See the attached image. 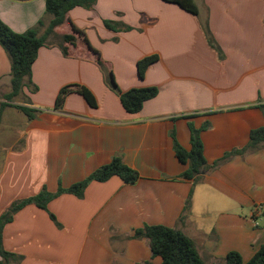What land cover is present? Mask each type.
<instances>
[{
	"label": "crops",
	"instance_id": "1",
	"mask_svg": "<svg viewBox=\"0 0 264 264\" xmlns=\"http://www.w3.org/2000/svg\"><path fill=\"white\" fill-rule=\"evenodd\" d=\"M194 2L197 15L165 0L76 6L39 48L32 66L38 89L25 86L21 94L36 116L28 119L13 106L1 116L0 126L8 111L21 133L0 147V217L13 202L67 188L115 155L139 179L91 181L81 198L63 193L47 209L33 203L19 209L2 231L5 250L22 256L18 264H162L146 238L134 237L137 228L157 224L183 231L207 264L223 263L230 251L246 262L264 244V144L211 168L195 185L181 177L186 165L174 149V139L190 149V125L208 122L201 136L213 164L264 126V0ZM0 17L16 32L36 28L41 36L53 16L45 0H0ZM71 22L101 53L104 68ZM65 34H74L75 44L63 42ZM153 54L158 60L140 78L137 62ZM10 70L0 44V103L10 91ZM110 71L120 91L158 86L159 93L128 113ZM74 83L90 88L98 106L74 92L54 108L60 88Z\"/></svg>",
	"mask_w": 264,
	"mask_h": 264
},
{
	"label": "trees",
	"instance_id": "2",
	"mask_svg": "<svg viewBox=\"0 0 264 264\" xmlns=\"http://www.w3.org/2000/svg\"><path fill=\"white\" fill-rule=\"evenodd\" d=\"M97 0H45V9L52 14V19L45 29L43 35H38L36 28H29L24 32H16L12 30L0 17V44L8 53L11 62V82L10 91L4 95L6 102L0 103V122L4 108L13 106L22 111L28 119H33L36 116L37 109L25 104H13L14 99L22 94L25 86L31 87V91H36L38 87L33 84L32 66L35 62L40 47L47 44L48 37L54 33L55 28L63 24L67 18L69 11L76 7L82 6L91 8ZM179 5L184 10L197 15L198 7L194 0H165ZM42 24V21L39 22ZM72 29L74 33L84 36V32L79 29L73 22ZM104 24L112 30H118L116 22L105 19ZM204 32L207 40L212 48L219 54H222L221 48L213 38L209 28L204 26ZM125 29H130L125 26ZM84 39L89 48L95 53L96 60L101 67H105L101 53L93 48L89 40L84 36ZM76 37L74 34H65L62 36L63 42L75 44ZM64 55H68V48L61 45ZM158 60L156 54L143 57L137 62V73L140 78H143L146 70L150 65ZM27 80V81H26ZM109 83L119 92V99L122 107L128 113H137L143 107L145 101L154 98L159 93L158 86L133 87L126 91H120L113 77L112 71L109 73ZM78 93L83 96L91 107L98 106V100L92 90L85 85L74 83L68 84L60 88L57 93L54 108H61L64 105L65 99L70 93ZM264 108V105L261 108ZM208 122H205L201 127L196 128L190 125V149L184 148L176 139H174V149L179 161L186 165L185 170L181 174L182 178L192 179L193 185L203 180L204 173L211 168L227 161L234 155H240L250 150H256L260 145L264 144V126L252 129L250 132L249 142L242 148L234 149L225 153L221 158L209 164L204 152V144L201 132L207 129ZM174 137V133H173ZM175 138V137H174ZM119 176L126 183H135L139 179V173L128 166L120 155H115L110 162L98 167L90 175L81 181H78L67 188L59 187L56 192H49L46 189L41 190L38 194L13 202L8 209L0 217V264H18L22 256L9 252L3 247V227L6 223L13 219L14 214L22 207L28 204H35L40 208L47 209V204L55 197L63 193H71L81 198L84 195L85 189L91 181H106L112 176ZM192 189L186 200L185 209L190 207ZM53 220L55 216L51 214ZM134 237H144L148 240L152 256H160L162 264H207L199 254L194 241L187 236L183 231L162 224L145 225L137 228L134 232ZM143 264H152L146 261ZM221 264H264V244L256 251L248 261H243L241 254L237 251H230L225 256L224 262Z\"/></svg>",
	"mask_w": 264,
	"mask_h": 264
},
{
	"label": "rangeland",
	"instance_id": "3",
	"mask_svg": "<svg viewBox=\"0 0 264 264\" xmlns=\"http://www.w3.org/2000/svg\"><path fill=\"white\" fill-rule=\"evenodd\" d=\"M14 101L21 104L28 103L27 96L23 95L16 97ZM19 133H21V123L18 124L17 122V124H15L11 114L7 111L4 123L0 126V147L9 144L11 142V137Z\"/></svg>",
	"mask_w": 264,
	"mask_h": 264
}]
</instances>
